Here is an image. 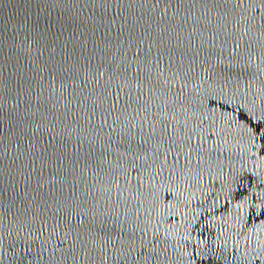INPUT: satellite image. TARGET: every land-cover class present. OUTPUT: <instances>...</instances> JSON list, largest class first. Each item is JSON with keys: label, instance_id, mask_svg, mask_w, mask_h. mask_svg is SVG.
Here are the masks:
<instances>
[{"label": "water", "instance_id": "water-1", "mask_svg": "<svg viewBox=\"0 0 264 264\" xmlns=\"http://www.w3.org/2000/svg\"><path fill=\"white\" fill-rule=\"evenodd\" d=\"M0 264H264V0H0Z\"/></svg>", "mask_w": 264, "mask_h": 264}]
</instances>
